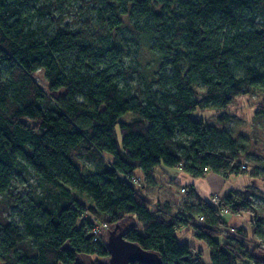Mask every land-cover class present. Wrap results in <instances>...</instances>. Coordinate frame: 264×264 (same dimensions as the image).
<instances>
[{
	"label": "trees",
	"instance_id": "obj_1",
	"mask_svg": "<svg viewBox=\"0 0 264 264\" xmlns=\"http://www.w3.org/2000/svg\"><path fill=\"white\" fill-rule=\"evenodd\" d=\"M73 1L52 0L35 13L27 0H0V192L20 168L49 186L37 206L0 222V262L109 257L107 240L92 236L105 223L120 224L124 238L157 253L159 264H205L202 251L181 241L183 228L206 242L211 264H264L260 243L250 246L244 228L228 223L249 212L255 235L264 237L250 188L204 199L193 186L181 187L176 207L143 193L160 166L194 178L249 172L236 140L193 113L264 91V24L248 16L264 12V0H92L95 21L87 15L78 27L62 24ZM52 10L55 25L40 19ZM123 29L129 49L150 53L144 66L127 62ZM39 69L49 92L34 77ZM255 113L264 116V104Z\"/></svg>",
	"mask_w": 264,
	"mask_h": 264
},
{
	"label": "rangeland",
	"instance_id": "obj_2",
	"mask_svg": "<svg viewBox=\"0 0 264 264\" xmlns=\"http://www.w3.org/2000/svg\"><path fill=\"white\" fill-rule=\"evenodd\" d=\"M53 7L52 0H27L28 11H35L37 8L45 6ZM70 8L64 14L65 22L70 23L74 27H78L82 24L86 25L87 15H92L95 21V7L97 4L93 3L92 0H74ZM49 14L41 17L43 22H50L51 25H55L56 19H59V14L57 11H50ZM251 13V12H250ZM249 18L258 24H264V12L255 11L248 14ZM39 17V16H38ZM37 17V18H38ZM123 44L127 50V62L135 67L138 66V61H142L143 66L151 59L150 53L147 51L143 52V55L137 56L129 47L133 46L130 40V32L127 29L120 31ZM34 77L38 83L47 91L48 82L44 76V71L39 69L34 73ZM140 80L139 74L135 73L130 82L133 86ZM199 96L203 94L204 90L199 87ZM264 104V91L254 90L252 92L241 94L236 96L233 101L225 108L220 109H198L193 113L194 117L202 118L205 123L209 126L215 127L219 131H225L229 133L233 139L236 140L240 147V159L242 163L246 164L248 167V173H243L244 177L248 179L247 188L250 191H254L256 207L260 212L261 217L264 219V116L256 115V108ZM224 116V118H219ZM129 118V117H128ZM108 160L112 157L109 154H105ZM84 164L90 168L94 166V162L90 159L83 160ZM256 170L255 175L252 172ZM49 189L48 184L42 181V179L37 176L33 171L20 168L12 178L10 189L6 192H0V222L2 220H17L18 214L25 211L31 205H38L39 198L45 195L46 191ZM161 189V188H160ZM159 189V190H160ZM178 189V188H177ZM245 189V188H244ZM158 190V191H159ZM163 192L160 191V194ZM183 191L178 189V199L177 205H181V201L184 199ZM73 196L77 197L79 200L86 204H90L87 196L83 194H78L76 192L72 193ZM234 216V215H233ZM242 220H246L248 227L244 228L246 233L245 240L252 246L260 243L261 249L264 250V237L259 238L257 235H250L249 231L251 229V219L253 214L245 212L242 215H237ZM227 215L226 218H229ZM264 226V225H263ZM115 225L111 226L109 229H102L101 237L104 240L108 239L109 231L114 228ZM231 232L236 233V230L230 228ZM259 245V246H260ZM97 259L108 263L109 257L98 258L96 255H86L80 254L77 258V263L79 264H93ZM0 264H6L0 262Z\"/></svg>",
	"mask_w": 264,
	"mask_h": 264
},
{
	"label": "crops",
	"instance_id": "obj_3",
	"mask_svg": "<svg viewBox=\"0 0 264 264\" xmlns=\"http://www.w3.org/2000/svg\"><path fill=\"white\" fill-rule=\"evenodd\" d=\"M137 174H142L140 171ZM155 184L145 186L143 193L154 202H170L174 207L177 205L178 189L181 187L193 186L197 194L208 199L212 195L224 196L233 189L242 190L248 185V179L244 175H231L225 178L216 173H209L205 177L194 178L189 174L176 167L160 166L154 173ZM161 188V189H160ZM178 188V189H177ZM160 189V190H159ZM159 190V191H158ZM163 191L160 194V191ZM251 221V220H250ZM228 223L234 227H248L246 220H242L238 216H231ZM250 235L255 234L254 224H250ZM181 241H186L192 244L197 250L202 251L203 262L211 264L210 249L205 241L199 240L193 236V231L188 228H183L178 233ZM254 264L253 262L241 261L238 264Z\"/></svg>",
	"mask_w": 264,
	"mask_h": 264
},
{
	"label": "water",
	"instance_id": "obj_4",
	"mask_svg": "<svg viewBox=\"0 0 264 264\" xmlns=\"http://www.w3.org/2000/svg\"><path fill=\"white\" fill-rule=\"evenodd\" d=\"M107 243L109 247L108 264H132L136 261L144 264H159L160 262L157 253L145 250L139 244L125 239L120 224H116L109 231Z\"/></svg>",
	"mask_w": 264,
	"mask_h": 264
},
{
	"label": "built area",
	"instance_id": "obj_5",
	"mask_svg": "<svg viewBox=\"0 0 264 264\" xmlns=\"http://www.w3.org/2000/svg\"><path fill=\"white\" fill-rule=\"evenodd\" d=\"M140 181V178H138L137 182ZM136 182V183H137ZM211 201L212 202H217V197H211ZM107 228L106 227V224L105 223H102V224H96L93 231H92V236H93V240L96 241L98 240V238L101 237V234H102V229H105Z\"/></svg>",
	"mask_w": 264,
	"mask_h": 264
}]
</instances>
